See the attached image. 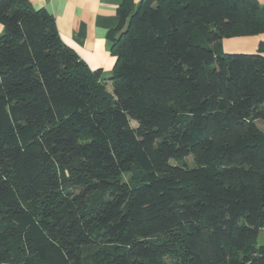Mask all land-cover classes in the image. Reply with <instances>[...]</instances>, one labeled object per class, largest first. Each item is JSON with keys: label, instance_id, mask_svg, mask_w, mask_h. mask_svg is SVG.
<instances>
[{"label": "trees", "instance_id": "obj_1", "mask_svg": "<svg viewBox=\"0 0 264 264\" xmlns=\"http://www.w3.org/2000/svg\"><path fill=\"white\" fill-rule=\"evenodd\" d=\"M115 1L103 78L0 0V264H264L257 1Z\"/></svg>", "mask_w": 264, "mask_h": 264}, {"label": "crops", "instance_id": "obj_2", "mask_svg": "<svg viewBox=\"0 0 264 264\" xmlns=\"http://www.w3.org/2000/svg\"><path fill=\"white\" fill-rule=\"evenodd\" d=\"M36 10H45L55 22L62 43L71 49L91 71L101 70L110 76L114 57L111 56L108 34L118 24L119 3L115 0H27ZM136 7L140 0H131ZM264 16V0H256ZM2 26L0 25V34ZM224 54H255L262 47L264 34L250 37L222 39ZM111 86L106 82V89ZM108 91V89H107ZM255 126L264 134V121Z\"/></svg>", "mask_w": 264, "mask_h": 264}, {"label": "rangeland", "instance_id": "obj_3", "mask_svg": "<svg viewBox=\"0 0 264 264\" xmlns=\"http://www.w3.org/2000/svg\"><path fill=\"white\" fill-rule=\"evenodd\" d=\"M102 77H103V78H108V77H110V76L103 75ZM107 89H108V91L110 92V91H111V86L109 85V86L107 87ZM130 126H131L132 128H135L137 125H136L135 122L131 121V122H130ZM185 162H186V164H187L188 166L193 167L192 158H190V157H189V158H186V159H185ZM171 163L174 164L173 161H172ZM129 179H130V176H127V175H124V176H123V180H124V181H128Z\"/></svg>", "mask_w": 264, "mask_h": 264}]
</instances>
